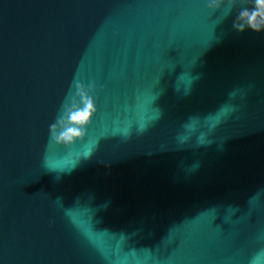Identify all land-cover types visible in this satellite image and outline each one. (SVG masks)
Returning <instances> with one entry per match:
<instances>
[{
	"label": "water",
	"instance_id": "95a60500",
	"mask_svg": "<svg viewBox=\"0 0 264 264\" xmlns=\"http://www.w3.org/2000/svg\"><path fill=\"white\" fill-rule=\"evenodd\" d=\"M207 2L0 0V264L264 251V31ZM77 82L96 112L55 145Z\"/></svg>",
	"mask_w": 264,
	"mask_h": 264
},
{
	"label": "clouds",
	"instance_id": "9594fccd",
	"mask_svg": "<svg viewBox=\"0 0 264 264\" xmlns=\"http://www.w3.org/2000/svg\"><path fill=\"white\" fill-rule=\"evenodd\" d=\"M209 8L218 6L217 0H208ZM234 28L238 31L251 29L254 32L264 31V0H254L251 9L242 10ZM95 85H89L94 88ZM75 97L79 98L77 102ZM71 103L64 105V111L57 118L56 123L50 125V142L59 146H69L86 135L87 126L91 123L96 107L93 98L85 90L82 83H75V93L72 95L71 88L69 97ZM51 160L45 158V165L50 166ZM251 264H264V251L258 252L252 258Z\"/></svg>",
	"mask_w": 264,
	"mask_h": 264
}]
</instances>
